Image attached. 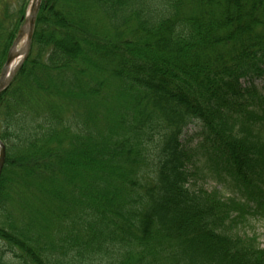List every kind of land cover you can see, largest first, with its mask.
I'll use <instances>...</instances> for the list:
<instances>
[{"label": "trees", "instance_id": "1", "mask_svg": "<svg viewBox=\"0 0 264 264\" xmlns=\"http://www.w3.org/2000/svg\"><path fill=\"white\" fill-rule=\"evenodd\" d=\"M0 142V264H264V0H42Z\"/></svg>", "mask_w": 264, "mask_h": 264}, {"label": "water", "instance_id": "2", "mask_svg": "<svg viewBox=\"0 0 264 264\" xmlns=\"http://www.w3.org/2000/svg\"><path fill=\"white\" fill-rule=\"evenodd\" d=\"M41 1L42 0H31L29 4L23 25L17 33L8 53L6 64L0 74V93L4 92L9 87L12 77L27 57ZM20 44H22V46L18 49ZM16 58H18V62L12 67L11 65ZM5 158V148L0 142V174L5 163Z\"/></svg>", "mask_w": 264, "mask_h": 264}, {"label": "rangeland", "instance_id": "3", "mask_svg": "<svg viewBox=\"0 0 264 264\" xmlns=\"http://www.w3.org/2000/svg\"><path fill=\"white\" fill-rule=\"evenodd\" d=\"M260 84L261 83H258V86ZM197 133H199V131H197ZM197 133H195L193 128H190V129L188 128L184 132V135L182 136L181 144L183 145V147H186V148L194 147L195 144L200 139L199 137H197V135H195ZM200 172L201 173L198 174L193 180L195 189L202 188L208 192L214 189L220 190V186L216 183L215 179L211 178L207 169L201 167ZM238 233L240 235L245 234L248 237L255 236L260 248L264 249V219H261L260 217H254V216L248 217L247 225H245L244 227H238Z\"/></svg>", "mask_w": 264, "mask_h": 264}, {"label": "bare ground", "instance_id": "4", "mask_svg": "<svg viewBox=\"0 0 264 264\" xmlns=\"http://www.w3.org/2000/svg\"><path fill=\"white\" fill-rule=\"evenodd\" d=\"M17 61H14V63L12 64V66L16 63Z\"/></svg>", "mask_w": 264, "mask_h": 264}]
</instances>
